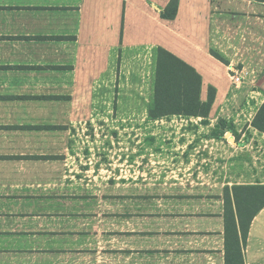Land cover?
Masks as SVG:
<instances>
[{"label": "rangeland", "instance_id": "374dc122", "mask_svg": "<svg viewBox=\"0 0 264 264\" xmlns=\"http://www.w3.org/2000/svg\"><path fill=\"white\" fill-rule=\"evenodd\" d=\"M183 1L185 15L162 22L171 30L161 46L148 34L130 40L57 170L59 190L45 191L47 250L76 258L67 264H223L225 189L264 185V132L254 126L264 105V4ZM179 17H197L192 28L209 38H185L194 30L173 28ZM176 38L228 67L217 89L203 85L202 101L214 98L208 119L149 117L157 51L179 52Z\"/></svg>", "mask_w": 264, "mask_h": 264}, {"label": "crops", "instance_id": "0c3cea01", "mask_svg": "<svg viewBox=\"0 0 264 264\" xmlns=\"http://www.w3.org/2000/svg\"><path fill=\"white\" fill-rule=\"evenodd\" d=\"M170 1L160 8V0H0V264L75 262L47 250L45 191L59 190L57 170L76 152L88 108L98 88L112 82L130 40L143 43L148 34L161 46L171 26L160 14ZM198 20L179 17L172 27L192 28ZM192 30L185 38L208 32ZM178 41L179 52L172 53L202 75L203 85L217 89L226 81L228 67L205 46ZM222 233L225 264V228ZM243 255L245 264H264V208L251 223Z\"/></svg>", "mask_w": 264, "mask_h": 264}, {"label": "trees", "instance_id": "16d2710c", "mask_svg": "<svg viewBox=\"0 0 264 264\" xmlns=\"http://www.w3.org/2000/svg\"><path fill=\"white\" fill-rule=\"evenodd\" d=\"M263 3L264 0H252ZM180 0H171L161 11L163 21H174L179 13ZM213 88V87H212ZM203 77L190 64L164 48L157 51L155 95L149 109L151 120L172 116L208 119L213 96L202 101ZM224 129L225 121L220 122ZM254 126L264 132V105ZM225 264H245V244L252 221L264 208V185L234 186L225 189Z\"/></svg>", "mask_w": 264, "mask_h": 264}]
</instances>
